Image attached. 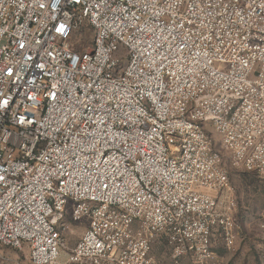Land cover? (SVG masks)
Wrapping results in <instances>:
<instances>
[{
  "label": "built area",
  "instance_id": "obj_1",
  "mask_svg": "<svg viewBox=\"0 0 264 264\" xmlns=\"http://www.w3.org/2000/svg\"><path fill=\"white\" fill-rule=\"evenodd\" d=\"M214 133L264 183V0H0V264H156L157 239L215 264L241 235Z\"/></svg>",
  "mask_w": 264,
  "mask_h": 264
},
{
  "label": "rangeland",
  "instance_id": "obj_2",
  "mask_svg": "<svg viewBox=\"0 0 264 264\" xmlns=\"http://www.w3.org/2000/svg\"><path fill=\"white\" fill-rule=\"evenodd\" d=\"M92 39L93 35L90 30L86 28L80 30L74 40L76 50L83 51L88 48ZM213 137L216 142L215 150L222 157L223 168L229 176L237 200L235 219L241 238L236 256H264V229L261 227L264 222V183L255 173L234 165L216 133L213 134ZM73 230L74 232L69 236L70 247L76 245L83 228H74ZM169 251H163L160 254V256H164L162 259L164 263L168 262V256H172ZM6 253L10 264H30L29 251L26 248L23 250L9 249ZM220 253L227 256L231 255L228 254L227 250H221ZM67 258L68 256L63 254L57 264H67Z\"/></svg>",
  "mask_w": 264,
  "mask_h": 264
},
{
  "label": "crops",
  "instance_id": "obj_3",
  "mask_svg": "<svg viewBox=\"0 0 264 264\" xmlns=\"http://www.w3.org/2000/svg\"><path fill=\"white\" fill-rule=\"evenodd\" d=\"M26 249L28 250V248ZM8 250L9 249H5L4 251L5 256H7L6 252ZM153 250L154 251L152 255L155 258L156 264H192L191 260L188 257L180 259L178 260V262H176L172 259V256H168V262L164 263V261L162 260L164 256H160V254L163 251L167 252L169 249L166 246L165 242H163V240L160 239L155 240V242L153 243ZM221 250L226 251L227 249L224 246H218L217 248H215V252L217 254L215 264H264V256H242V255L236 256V254L239 251V241L234 250L232 251L227 250L228 254H231L230 256L221 254L220 253Z\"/></svg>",
  "mask_w": 264,
  "mask_h": 264
}]
</instances>
